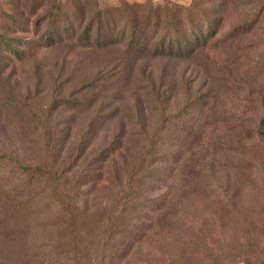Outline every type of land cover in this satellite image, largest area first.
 <instances>
[{"label": "trees", "instance_id": "1", "mask_svg": "<svg viewBox=\"0 0 264 264\" xmlns=\"http://www.w3.org/2000/svg\"><path fill=\"white\" fill-rule=\"evenodd\" d=\"M29 3L35 15V0ZM196 4L159 5L142 13L126 6L97 10L88 22L81 18L79 29L68 20L56 29L51 20L65 13L54 5L45 37L47 22L36 20L35 31L48 49L67 36L74 47L92 52L123 49L132 61L123 57L84 78L53 104L73 116L56 141L46 120L35 153L19 158L0 149V264H126L154 238L178 240L187 249L173 264H237L226 260L244 255L225 247L214 252V180L219 152L228 153L224 139L205 135L215 99L209 91L193 90L184 73L139 67L145 57L194 60L260 23L256 12L223 34V15L210 17L203 8L195 16ZM29 41L0 30V78L6 62L25 60ZM145 79L149 89L141 87ZM179 81L187 93L183 117L190 118L177 121L181 113L171 114L163 105L179 92ZM98 87L100 93L94 92ZM94 109L101 117L89 118L75 132L80 116ZM259 133L264 140V131Z\"/></svg>", "mask_w": 264, "mask_h": 264}, {"label": "rangeland", "instance_id": "2", "mask_svg": "<svg viewBox=\"0 0 264 264\" xmlns=\"http://www.w3.org/2000/svg\"><path fill=\"white\" fill-rule=\"evenodd\" d=\"M194 1L195 16L203 8L210 17L223 15V34L253 18L256 12H260V23L251 33L240 35L227 45L206 49L194 60L176 62L145 57L139 63L140 72L184 73L193 90L209 91L215 99L208 119L212 126L205 135L224 139L228 153L223 156L219 152L214 180V252L220 254L225 247L233 253L245 252L226 261L264 264V140L259 135L260 130L264 131V0H35V15L29 0H0V30L31 41L25 48V60L6 62L9 67L0 78V149L19 158L35 153L43 140L41 136L45 137L42 125L46 120H50L52 142L56 141L57 132L68 128L73 116L68 108L53 104L80 87L84 78L114 67L123 57L132 61L123 49L92 52L74 47L67 36L61 45L46 48L40 36H46L54 5L65 13L51 20L56 29L64 20L79 29L81 18L86 23L97 10L126 6L142 13L166 4L190 7ZM39 17L47 22L41 35L34 28ZM16 22L23 25L24 31L15 28ZM145 81L141 87L149 89L150 82ZM177 86L179 92L163 107L171 114L181 113L177 118L180 121L190 117H183L187 93L182 94L181 89L185 85L179 81ZM100 90L98 87L94 92ZM126 95L133 100L130 92ZM21 105L25 107L20 111ZM160 114L157 111L156 115ZM93 117H101L96 109L81 115L75 132H80ZM225 188L227 193L223 192ZM155 240L144 243L126 264H173L188 254L178 240Z\"/></svg>", "mask_w": 264, "mask_h": 264}]
</instances>
